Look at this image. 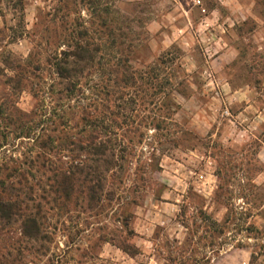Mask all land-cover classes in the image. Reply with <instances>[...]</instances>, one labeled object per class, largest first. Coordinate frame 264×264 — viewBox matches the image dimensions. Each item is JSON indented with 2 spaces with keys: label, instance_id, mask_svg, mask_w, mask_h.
Masks as SVG:
<instances>
[{
  "label": "rangeland",
  "instance_id": "rangeland-1",
  "mask_svg": "<svg viewBox=\"0 0 264 264\" xmlns=\"http://www.w3.org/2000/svg\"><path fill=\"white\" fill-rule=\"evenodd\" d=\"M0 264H264V0H0Z\"/></svg>",
  "mask_w": 264,
  "mask_h": 264
}]
</instances>
